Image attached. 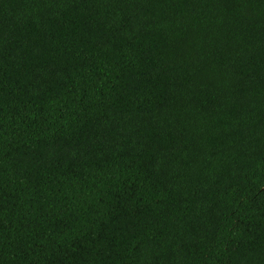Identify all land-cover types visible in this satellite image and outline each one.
<instances>
[{"label":"trees","instance_id":"trees-1","mask_svg":"<svg viewBox=\"0 0 264 264\" xmlns=\"http://www.w3.org/2000/svg\"><path fill=\"white\" fill-rule=\"evenodd\" d=\"M0 264H264V0H0Z\"/></svg>","mask_w":264,"mask_h":264}]
</instances>
